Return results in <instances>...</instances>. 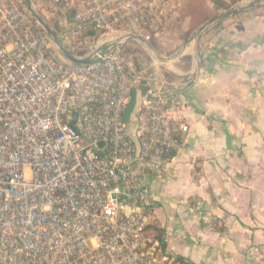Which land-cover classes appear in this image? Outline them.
<instances>
[{
    "label": "built area",
    "instance_id": "1",
    "mask_svg": "<svg viewBox=\"0 0 264 264\" xmlns=\"http://www.w3.org/2000/svg\"><path fill=\"white\" fill-rule=\"evenodd\" d=\"M50 5L62 41L108 50L63 62L24 0H0V264H182L151 233L152 189L190 125L175 117L177 89L142 92L121 49L169 37L176 0Z\"/></svg>",
    "mask_w": 264,
    "mask_h": 264
},
{
    "label": "crops",
    "instance_id": "2",
    "mask_svg": "<svg viewBox=\"0 0 264 264\" xmlns=\"http://www.w3.org/2000/svg\"><path fill=\"white\" fill-rule=\"evenodd\" d=\"M176 2V48H163L171 55L186 44L191 17L188 0ZM257 3L203 30L201 49L191 42L166 66L181 96L175 117L190 131L155 180L152 225L185 264H264V0ZM148 86L171 87L155 78ZM140 102L134 93L127 119Z\"/></svg>",
    "mask_w": 264,
    "mask_h": 264
},
{
    "label": "rangeland",
    "instance_id": "3",
    "mask_svg": "<svg viewBox=\"0 0 264 264\" xmlns=\"http://www.w3.org/2000/svg\"><path fill=\"white\" fill-rule=\"evenodd\" d=\"M34 9L39 12L40 14H42L43 16H45L44 14H49L53 8L50 5V0H31ZM190 0H188L189 2ZM204 0H197V2H202ZM249 0H240L237 3H241V2H247ZM187 2V4H188ZM235 3V4H237ZM245 9V8H243ZM200 15H204L207 16V18H214L215 16H217L219 13H221V11H224L223 9H211V7H208L207 5L203 6V8L201 10H198ZM53 16V15H52ZM180 17V16H179ZM177 17V19L179 18ZM54 18V17H53ZM176 19V20H177ZM175 20V21H176ZM55 21V18H54ZM208 20L203 21L202 23L207 22ZM199 23V21H197ZM50 25H54L55 28L57 29V35H60V30L56 27V24H54L53 21L50 20V22H48ZM173 24L174 21L172 20L171 23H169L168 25V29H169V35L170 32L173 28ZM51 25V26H52ZM202 25V24H198V27ZM53 27V26H52ZM196 27V29L198 28ZM190 28H192V26L186 30V32L184 34H182L183 36V40L185 42H187L191 36V34L196 30H194L192 33H187ZM204 32V31H203ZM202 33V32H201ZM200 33V34H201ZM198 35V37L192 41L195 42L196 40H198V45H197V49H201V36L202 35ZM203 34V33H202ZM168 35V36H169ZM175 34L172 33L171 36H174ZM60 38V36H59ZM60 40L62 41V39L60 38ZM174 39L166 37L165 40L162 41H156L153 40L152 42H150L149 44L154 47V49L156 50L155 52L160 55L163 56L165 58H170L173 54H169V53H165V51L163 50V48H176V45L174 44ZM62 43L70 50L73 51L76 55L78 56H84L85 54H87L90 49H94V46H98L100 43L98 42V39L96 40H89V41H83L81 44H77L76 47L74 46H70L67 43H65L64 41H62ZM113 43V42H112ZM175 46V47H174ZM50 49L52 51V53L61 61L63 62H69L63 55L62 53L59 51V49L57 48V46L50 40ZM169 49V50H172ZM158 50V51H157ZM128 56H130V60L133 62V68L135 69V72L137 74H141L142 75V87H141V91L142 92H146L149 88L148 83H149V79H153L155 78V80H157L159 82V84L166 83L167 86H171L173 85V83L175 82V80L177 79L176 75L172 72V68H167L166 66H168V62L171 61H167V62H163L161 61L156 54H154V52H152L149 48H147L146 46H144V44H142V42L138 41V40H131L130 46L125 48L123 50ZM187 59V58H186ZM173 61V60H172ZM173 88V87H172ZM130 125L133 126V122H130ZM155 183V182H154ZM153 222V221H152ZM154 223V222H153ZM157 225H152L150 227L151 233L152 235H155L157 238L158 237V233L156 230ZM180 260V259H179ZM182 261V260H180ZM182 264H185V262H181Z\"/></svg>",
    "mask_w": 264,
    "mask_h": 264
},
{
    "label": "water",
    "instance_id": "4",
    "mask_svg": "<svg viewBox=\"0 0 264 264\" xmlns=\"http://www.w3.org/2000/svg\"><path fill=\"white\" fill-rule=\"evenodd\" d=\"M26 5L30 8V10L32 11L34 17L37 19V21L40 23V25L42 26V28L45 30L46 34L48 35L49 39L57 46V48L59 49V51L62 53V55L71 63L74 64H92V63H97L99 61H101L103 55L106 53V51L108 50V47L105 46L103 48H101L99 50V53L97 55L94 56H77L76 54H74L73 52H71L60 40V38L58 37V35L54 32V30L52 29V27L48 24V22L46 21V19L44 18V16L42 14H40L39 12H37L32 4L31 0H24ZM260 0H250L248 2H241V3H237L234 4L233 6H231L230 8L222 11L221 13H219L217 16H215L214 18L208 20L207 22L203 23L202 25H200L190 36L189 40L186 42V44L180 49L178 50L174 55H172L170 58H165L163 56L158 55L154 48L147 42L143 41V39L141 38H137L135 36H131V39L134 40H138L140 42H142V44H144V46H146L147 48H149L152 52H154V54H156V56L163 62H167V61H172L176 58H178L183 50L185 49V47L190 44L192 41H194L198 35L205 30L206 28L218 23L219 21L223 20L224 18L242 10L243 8L252 6L254 4H256L257 2H259Z\"/></svg>",
    "mask_w": 264,
    "mask_h": 264
},
{
    "label": "trees",
    "instance_id": "5",
    "mask_svg": "<svg viewBox=\"0 0 264 264\" xmlns=\"http://www.w3.org/2000/svg\"><path fill=\"white\" fill-rule=\"evenodd\" d=\"M210 1L214 5V8H216L218 10L219 9L226 10V9L230 8L231 6H233L235 3H237L240 0H210ZM257 4L258 3H256L253 6H251L250 8L256 6ZM203 6H205V5H203L202 3L197 2L196 0H190L188 2L187 7H186L185 16H188V17L191 16L190 17V27L192 26V28H190V30L187 33H189V34L192 33L196 29V27H198V24L202 23L205 20H210L211 19V18H207V16L200 15L198 10H201L203 8ZM44 15H45L44 18L46 19L47 22H50V20H51V21L54 22V24H56V21H54V18H53L54 16H52L51 14H46V13ZM197 21H199V23ZM52 26H51L52 29L57 34V29L55 28L54 25H52ZM56 27L58 28L57 24H56ZM156 230H157V233H158V237H159L160 241L162 242V245L165 247L166 241H165V238H164L163 231L160 228H156Z\"/></svg>",
    "mask_w": 264,
    "mask_h": 264
},
{
    "label": "bare ground",
    "instance_id": "6",
    "mask_svg": "<svg viewBox=\"0 0 264 264\" xmlns=\"http://www.w3.org/2000/svg\"><path fill=\"white\" fill-rule=\"evenodd\" d=\"M116 38H117L118 40H120L122 37H120V36H118V37L113 36V38H111V39H109V40H110V42H114V41L116 40ZM109 40H108V41H109Z\"/></svg>",
    "mask_w": 264,
    "mask_h": 264
}]
</instances>
